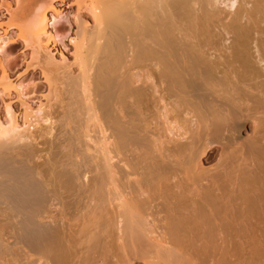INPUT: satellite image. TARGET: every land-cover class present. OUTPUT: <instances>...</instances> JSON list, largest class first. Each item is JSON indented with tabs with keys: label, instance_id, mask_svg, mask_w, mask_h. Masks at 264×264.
<instances>
[{
	"label": "bare ground",
	"instance_id": "obj_1",
	"mask_svg": "<svg viewBox=\"0 0 264 264\" xmlns=\"http://www.w3.org/2000/svg\"><path fill=\"white\" fill-rule=\"evenodd\" d=\"M56 1L15 29L59 126L1 60L0 264H264V0H84L72 61Z\"/></svg>",
	"mask_w": 264,
	"mask_h": 264
},
{
	"label": "rangeland",
	"instance_id": "obj_2",
	"mask_svg": "<svg viewBox=\"0 0 264 264\" xmlns=\"http://www.w3.org/2000/svg\"><path fill=\"white\" fill-rule=\"evenodd\" d=\"M33 1H36V0H0V37L3 35H7V39H6L7 45L4 47L3 50L0 51V80L3 77L2 66H1V60H2L3 63L5 64L11 78L16 83L18 82V84L22 83V85H23L22 87L26 88V90L29 94L28 99L30 100L31 104L35 108H39L41 105L42 106L50 105L49 111L52 115V119H53V121H58L57 125L59 126L61 124L59 122V119L64 114V109H65L64 106H66V103H65L66 98H64L65 99L64 100V99H61L62 96L59 97V99L61 101H63V100L65 101V102L63 101V103H65L64 105H62L63 107H60L61 104L58 105L59 103L57 102L58 103L57 104L55 102V100H56L55 98H54L55 100L51 99V98H53V96H51V97L48 96L49 93L47 91L48 89H47V85L45 82V76H44L42 68L43 67L46 68L45 60L47 58H49V54L47 52L43 51L42 49L38 48L37 45L25 44L23 41L19 40L18 30L15 29V23L19 19L24 18V17L26 18L28 16V13H29L28 5L30 3L32 4ZM83 1L84 0H57L55 2V5L58 8H61L63 11L62 17L59 20H57V22H56V27L60 32L68 33V36L65 38V40L63 42L62 48L58 47V48H60V50L61 49L63 50L64 55L66 57V61H72L73 60L72 58H73V54H74V44L72 43L71 38L76 37V33L78 31V26H79L78 20H77L78 16H79V14L80 15L86 14V16H88V14L85 10V7H84V11H82V8L84 6ZM87 1L90 2V0H87ZM88 2L85 1V3H87V4H88ZM80 5H82V8L80 7ZM87 19H90L89 20L90 22L92 21L90 16H88ZM5 29H7V32L4 33ZM0 44H1V42H0ZM52 53H53L52 54L53 57L55 58V60L57 62L62 61V56H61L59 50H53ZM41 66H43V67H41ZM11 97H12V103L14 105V108L16 109V111L18 112L20 117H22V115L25 112L24 107L21 106V104L17 101L15 93H12ZM4 115H5L4 114V103L2 101V98L0 97V118H3ZM249 125L250 124H248V128H250ZM43 127H45V124L41 123L37 128L39 136H42L40 134V130H42ZM42 140H44V138L39 137V141L41 142ZM218 149L219 148L216 147L217 151H219ZM16 152L18 153V151H16ZM17 153H15L16 156L19 155ZM13 156H14V154H13ZM20 159H22V158L19 157V160ZM219 159H220V151H219V153L215 152V150L212 151L211 155H209L208 158L204 160L205 161L204 167L208 171L207 174L209 173L208 174L209 178H211L213 176V174H214V176L215 175L218 176L220 178V181H219V179L217 177V181L220 182L218 184L220 185L222 183L221 185H223V187H224L223 189L226 192L230 193L232 190V186L226 182V178L223 179L222 177H220V176L224 175V173L226 172V170L225 171L223 169L221 170V168L225 167L224 166L225 165L224 164L225 159L222 160V163H221V161L218 163ZM149 162H150V163H148L149 166H150V164H151V166L154 165V161L149 160ZM227 162H228V160H226L225 163H227ZM220 163H221V165L219 166ZM31 164L32 163H30V165ZM148 164H146V165H148ZM222 165H223V167H222ZM152 169H156V168H152ZM40 170H38L39 174H40ZM45 171L44 172L42 171V172L47 174L48 172H45ZM145 172L147 173V171H145ZM149 172L150 171H148V173ZM151 172L157 173V172H155V170H151ZM160 172L161 171H159L158 173H160ZM211 173H212V176L210 175ZM42 174H40V175H42ZM202 175H203V178H206V177L208 178V175H206V174H202ZM205 175H206V177H205ZM219 189L222 190V186H220ZM238 220L236 221L237 223L239 222ZM27 251H28V249L25 250V252H27ZM18 253L20 254V252H18ZM36 257H39V256L34 255V259ZM17 260H16V262H17ZM17 264H19V263L17 262Z\"/></svg>",
	"mask_w": 264,
	"mask_h": 264
}]
</instances>
